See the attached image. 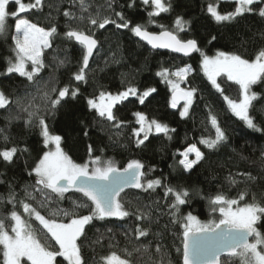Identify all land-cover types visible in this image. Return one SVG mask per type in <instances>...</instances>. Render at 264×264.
<instances>
[{
	"label": "trees",
	"instance_id": "16d2710c",
	"mask_svg": "<svg viewBox=\"0 0 264 264\" xmlns=\"http://www.w3.org/2000/svg\"><path fill=\"white\" fill-rule=\"evenodd\" d=\"M23 2L32 3L34 0H23ZM86 2L90 4L93 15L99 10L102 16L115 18L108 8L111 3L112 9L116 12L123 11L133 25H145L151 32L172 31L185 41L195 39L200 49L208 56H214L217 51L237 54L251 52L253 46L246 43L250 39L256 41V46H264L260 44L264 40L262 35L264 20L258 15L246 13L239 23L218 24L207 12L209 3L214 4L222 13L232 12L236 8V3L231 0H173L174 10L154 17V23H149L147 15L152 8L143 5L141 0H135L133 8H128L131 0H86ZM43 3L42 10L33 9L21 14L23 18L40 27L47 29L55 25L58 29V34L53 37L52 48L44 50L47 67L42 72L44 79L41 84L48 83L49 88L59 89L67 85L70 88L80 89L76 98H68L54 115L48 117L50 130L64 138L62 147L75 163L83 164L90 159L88 146L92 145L95 155H101L104 160H113L121 169L126 167L129 161L139 160L145 166L142 183L157 178L163 183V186L157 187L154 192L149 190L145 193L138 189H128L121 193V202L126 205L127 210L136 212L139 208L142 211H150L151 223L139 222L135 216H132L123 220L117 218H108L105 221L94 220L86 226V238L82 237L78 240V244L81 245L87 264H99L100 258L111 251L124 256L125 249L133 253L130 258L133 264H152L153 261L160 259L155 252L157 242L162 243L167 251L164 264H181L182 253L177 252L176 249H182V228L170 223L167 204L171 202V197H164L166 186L177 189L183 187L190 193L198 189L201 196H194L191 207L181 206V209L183 214L191 211L203 221L218 222L219 213L210 212L207 199L218 192H222L230 199H239L240 194L244 193L243 202L250 203L255 196L258 202L264 203V161L261 160V152L264 151V132L248 129L243 121L231 113L221 93L201 70L200 53L194 52L190 57H181L167 51H155L138 41L128 29H117L114 25H108L106 29L94 27L91 32L98 40L99 48L94 51V56L89 61L87 82H78L72 79V75L82 66L83 49L75 41L67 40L64 33L69 26L87 33L88 21L87 19L83 23L79 20L69 21L62 14L65 9L70 8L77 16L81 15L78 0L76 4H70L69 0H43ZM8 10L16 11V4L10 2ZM178 15H182L184 20L192 21L191 26H185L183 31H178L175 27ZM7 23V33L0 35V89L12 98L30 93L35 96L34 104L42 106L44 101L40 94L35 87L29 85L25 77L17 73H5L9 58H14L15 55L12 37L15 35L16 21L10 18ZM213 36L217 37L215 41H211ZM242 44L244 47H241ZM65 57L67 63L57 67L58 61ZM245 58L254 59V55ZM187 65L191 66L192 72L182 82V86L185 89H196V92L189 114L181 118L178 107L173 109L170 106L171 90L168 83L158 76L157 72L167 68L171 73ZM217 82L224 89L223 95L231 99L240 98L238 85L234 82L228 81L224 76L218 77ZM129 87H136L138 94L148 88H155L156 92L147 97L144 104L139 103L138 97L130 96L114 107L115 116L126 125L120 130L119 137H116V130L99 118L95 110L89 109L87 100L98 96L100 91L116 94ZM252 90L260 94V99L253 102L255 109L250 110V115L259 127L264 128V83L254 85ZM136 112L145 114L148 121L157 120L175 131H170L168 135L151 131L149 140L137 147V137L133 135V130L140 127L136 123L137 118L133 115ZM210 114L217 117L228 136V140L214 150H209L199 143L201 138L215 136V130L209 119ZM6 116L7 113L0 110V128L5 129V132L0 134V149L5 146H17L27 147L28 151L18 154L14 163H7L0 158V180L4 181L0 183V194L6 196L9 184H12L18 196L23 198L24 186L34 184L33 178L27 175V171L35 165L45 148L38 129L26 128L23 119L9 124ZM84 131H88V136L84 135ZM110 134L113 136L112 140H109ZM2 135L9 136L7 145ZM142 137L143 133L139 138ZM193 143L204 153L205 158L192 170H184L179 164L180 152ZM246 173H251L256 180H248L244 175ZM230 176L236 180V183L230 182ZM28 190L32 191L31 188ZM67 195L69 198L62 200L58 205L54 200L45 202L39 195L30 202L45 218H49L53 209L57 207L71 210L72 201H76L77 204L86 202L81 199L79 193L70 192ZM154 202H159V210ZM17 210L22 211V209ZM11 211V204L0 203V215H7ZM75 211L79 215L88 214L87 209L77 208ZM25 218H28L27 215ZM54 218L58 222L61 220L67 222V218L62 215ZM29 222L40 234L42 242L50 245V250L58 249L54 241L47 240L43 236L38 221L31 217ZM137 224L149 229L148 237L136 239ZM165 225H167L166 229ZM257 226L261 232H264V221ZM109 228L112 229L111 233L107 231ZM156 233L160 235L157 236ZM142 245L148 246V252L134 251ZM56 264L67 263L63 258L57 257Z\"/></svg>",
	"mask_w": 264,
	"mask_h": 264
},
{
	"label": "snow or ice",
	"instance_id": "6c2138e0",
	"mask_svg": "<svg viewBox=\"0 0 264 264\" xmlns=\"http://www.w3.org/2000/svg\"><path fill=\"white\" fill-rule=\"evenodd\" d=\"M10 2L17 5L16 11L9 12ZM76 2L77 0H69L70 4H76ZM78 2L81 15L77 16L70 8L62 13L69 21L79 20L83 23L87 19L89 24L87 33L70 26L64 33L67 40L75 41L83 49L82 66L72 75V79L87 82L86 73L90 69V58L94 56V50L99 48L98 40L94 38L91 29L94 27L106 29V26L114 25L117 29H128L135 37L146 42L153 49H170L184 56H189L194 52L200 53L201 70L215 89L221 93L231 113L243 121L248 129L264 132V128L259 127L250 115V110L255 109L253 102L260 99V94L254 92L252 88L254 85L264 83V46H256V41L250 39L246 43L253 46L251 52L237 54L217 51L214 56H208L200 49L197 40L185 41L180 39L178 34L167 30L158 34L149 32L145 25H133L123 11H114L111 3L108 8L115 18L108 15L102 16L99 10L93 15L90 10L91 6L86 0H78ZM141 2L152 8L147 13L149 23H154L153 18L161 13L174 10L173 0H141ZM233 2L237 6L232 12L222 13L212 3L207 5V12L218 24L239 23L246 13H254L264 20V0H233ZM43 6V0H34L32 3H25L23 0H0V35L7 33V21L10 18L16 21V34L12 37L15 44L13 49L15 55L14 58H9L6 72L8 74L17 73L25 77L29 85L36 88L44 101L42 106H37L34 104L35 96L30 93L16 95L12 98L0 89V110L7 113L6 121L9 124L12 121L23 119L26 128L38 129L43 146L47 149L42 152L35 165L27 171V175L33 178L34 184L24 186L23 198L18 196L12 184H9L6 196L0 194V203L6 202L12 205V211L9 214L0 215V264H22V261L23 264H29V262L30 264H55L57 257H63L68 264H87L81 245L78 244V240L82 237L86 238V226L94 220L105 221L108 218L123 220L132 216H135L139 222L151 223V212L142 211L139 208L136 212L127 210L126 205L121 202V193L128 188L142 190L145 193L149 190L154 192L157 187L163 186V183L159 178L142 183V178L145 176L142 169L145 166L139 160H131L126 167L121 169L113 160H104L101 155H95V149L89 145L90 159L83 164H78L64 151L62 147L64 138L50 130L48 117L54 115L68 98H76L80 89L70 88L67 85L59 89L49 88L48 83L41 84L44 79L42 72L47 67L44 50L52 48L53 37L58 34V29L55 25L47 29L40 27L27 18H23L21 14L33 9L42 10ZM133 7H135V0H131L128 4V8ZM191 24L192 21L184 20L182 15L176 17L175 27L178 31H183L185 26H191ZM161 28H163L162 25ZM216 39L217 37L213 36L211 41ZM260 44L264 45V40ZM241 47L244 45L242 44ZM251 55H254V59L245 58ZM66 63L67 57L59 60L57 67L64 66ZM191 72L190 65L178 68L171 73L167 68L157 72V75L162 77L172 90L170 106L175 109L180 100L184 101L183 109L179 113L181 118L189 114L196 92V89L180 87L181 82L185 81ZM222 76L238 85L240 97L238 100L223 95L224 89L217 82V78ZM155 92V88H148L138 94L136 87H129L116 94L100 91L98 96L87 100V105L89 109L95 110L98 117L108 123L110 128L115 129V136L119 137L120 130L126 125L117 119L113 112L114 107L126 101L130 96L138 97L139 103L144 104L145 99ZM133 115L137 118L136 123L140 125L139 128L133 130L134 137H137V147L149 140V133L153 130V126L156 133L168 135L170 131H175L157 120L148 121L145 114L141 112L133 113ZM209 119L215 130V136L214 138H201L199 143L209 150H214L226 142L228 136L215 115L210 114ZM4 132L5 129L0 128V134ZM141 133L143 137L139 138ZM88 134V131H84L85 136ZM2 139L7 145L9 136L2 135ZM112 139L113 136L110 134L109 140ZM169 139H171L170 136ZM27 151V147L5 146L0 149V158L7 163H14L18 154L27 153ZM192 153L195 159H189V154ZM181 155L183 158L180 159L179 164L184 170H192L205 158L204 153L195 143L184 149ZM261 160L264 161V151L261 152ZM244 175L250 181L256 180L251 173ZM229 179L231 183H236L231 176ZM0 183L4 181L0 180ZM29 188L32 191H29ZM70 192L79 193L81 199L86 202L77 204L76 201H72L71 210L57 207L53 209L49 218L41 215L30 202L39 195L45 202L54 200L58 205L62 200L69 198L67 194ZM194 196H201L198 189L190 193L183 187L179 189L173 186L165 187L164 197H171V202L167 204L170 223L182 228V249H176L177 252L182 253V264H264V232H261L257 226L264 221V203L258 202L255 196L252 202H243L244 193L240 194L239 199H230L222 192H218L213 197H207L210 212L219 213L218 222L216 220L201 222L191 211L187 214L182 213L181 206L191 207ZM154 203L157 204V210H159V202ZM77 208L87 209L88 214H77L75 211ZM17 209H22V211ZM60 215L67 218V222L62 220L58 222L54 218ZM33 216L35 221L39 222L43 236L47 240L54 241L58 249L50 250V245L42 242L40 234L29 222ZM166 228L167 225H165ZM107 231L111 233L112 229L109 228ZM135 231L137 240L149 235V229L142 228L139 224ZM148 250L147 245L134 249L138 253L148 252ZM124 252L126 255L122 256L116 251H111L100 258L99 264H133L130 259L133 253L127 249ZM155 252L160 259L153 261L152 264H164L167 251L162 243H156Z\"/></svg>",
	"mask_w": 264,
	"mask_h": 264
},
{
	"label": "water",
	"instance_id": "95a60500",
	"mask_svg": "<svg viewBox=\"0 0 264 264\" xmlns=\"http://www.w3.org/2000/svg\"><path fill=\"white\" fill-rule=\"evenodd\" d=\"M149 32H151V31H149ZM161 31H159V32H153V33H160ZM137 38V40L138 41H140L141 43H143V44H145L147 47H149L151 50H155V51H167V52H169V53H172V54H175V55H178V56H181V57H190L191 55H193L194 53H192V54H190L189 56H184L182 53H176V52H173L172 50H170V49H162V48H158V49H153V48H151V46L150 45H148L146 42H144V41H141L138 37H136ZM95 51V50H94ZM91 59V58H90ZM172 95H173V93H172V91H171V93H170V101H171V99H172ZM182 104H184V101L183 100H180L179 102H178V104H177V107H180ZM142 171H143V169H142ZM142 182V181H141ZM128 189H134V188H128ZM128 189H125V190H128ZM124 190V191H125ZM251 239V238H250ZM181 264H182V258H181Z\"/></svg>",
	"mask_w": 264,
	"mask_h": 264
},
{
	"label": "rangeland",
	"instance_id": "374dc122",
	"mask_svg": "<svg viewBox=\"0 0 264 264\" xmlns=\"http://www.w3.org/2000/svg\"><path fill=\"white\" fill-rule=\"evenodd\" d=\"M231 1H233V0H231ZM237 6V5H236ZM16 9H17V5H16ZM10 12V11H9ZM14 32H15V28H14ZM15 34H16V32H15ZM8 67V66H7ZM7 69V68H6ZM6 69H5V73H7L6 72ZM211 82V81H210ZM168 86H169V84H168ZM180 87L181 88H184L185 89V87H183L182 86V82H181V84H180ZM169 89L171 90V88H170V86H169ZM172 91V90H171ZM183 109V104L180 106V107H178L177 108V110H178V112L180 113V111ZM153 132L155 131L154 130V126H153V130H152ZM45 150H47V149H45ZM183 152V151H182ZM182 152H180V154L182 153ZM183 157H182V155H181V159H182ZM189 159H195V155H194V153H192V154H189ZM26 215V214H25ZM33 218L35 219V217L33 216ZM207 221H209V220H206V221H203V220H201V222H207ZM39 223V222H38ZM61 258H63V257H61ZM64 259V258H63ZM65 260V259H64ZM66 261V260H65ZM66 263L68 264V262L66 261ZM55 264H56V262H55Z\"/></svg>",
	"mask_w": 264,
	"mask_h": 264
}]
</instances>
